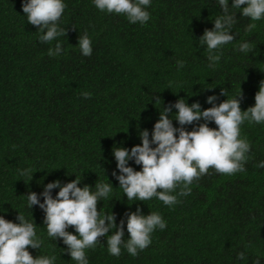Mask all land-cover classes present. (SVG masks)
<instances>
[{
  "label": "trees",
  "instance_id": "trees-1",
  "mask_svg": "<svg viewBox=\"0 0 264 264\" xmlns=\"http://www.w3.org/2000/svg\"><path fill=\"white\" fill-rule=\"evenodd\" d=\"M23 2L0 0V216L20 223L21 213L35 225L43 243L40 249L29 246L33 257L55 256L54 264H77L62 238L48 236L44 211L39 205L29 208L27 195L35 192L43 203L48 183L59 180L63 186L78 176L81 188L89 185L95 191L97 182L112 185L98 210L115 213L117 225L125 221V240L130 238L125 213L137 208L144 215L158 212L167 224L151 234V244L136 257L123 248L119 257L110 255L107 236L101 237L94 249L86 250L88 264H254L257 259L264 264V168L256 167L264 161V123L240 126L241 138L251 144L245 171L225 175L210 168L189 186L191 194L179 196L172 207L156 197L128 201L113 176L120 174L114 146L131 150L142 145L143 130L151 139L160 112L180 98L189 106L199 102L205 110L213 106L207 103L209 96H217L219 104L243 92L242 110L255 105L264 80V18L243 17L229 0V12L237 19L231 29L236 38L222 47L215 67H209L199 38L223 14L217 0H151L145 9L150 19L143 25L102 12L93 0H63L67 7L59 27L67 36L50 44L39 42L41 33L28 23ZM250 23L257 27L247 32ZM85 33L92 41L90 57L78 46ZM242 42L254 51H238ZM56 43L63 52L50 57L48 50ZM178 60L185 62L182 69ZM83 92L92 93L91 98L85 99ZM155 97L160 98L157 104ZM177 111L173 108L169 118ZM204 122L186 125V130ZM173 124L180 127L176 120ZM209 127L217 126L209 122ZM129 166L142 170L134 160ZM26 169H31L32 180L20 174ZM59 190H52L54 198ZM67 231L78 235L74 227Z\"/></svg>",
  "mask_w": 264,
  "mask_h": 264
},
{
  "label": "clouds",
  "instance_id": "clouds-1",
  "mask_svg": "<svg viewBox=\"0 0 264 264\" xmlns=\"http://www.w3.org/2000/svg\"><path fill=\"white\" fill-rule=\"evenodd\" d=\"M217 2L223 14L214 20V28L206 29L199 38V44L206 46L209 67H215L221 59L222 47L236 38L231 34V29L237 19L235 13L229 12V0ZM93 3L102 12L125 15L133 24L143 25L150 19V13L145 9L150 6L151 0H93ZM244 5L247 6L242 7ZM66 7L63 0H24L23 12L28 23L38 27L41 33L40 43L50 44L57 37L67 36L66 29L59 27ZM231 8L242 9V16L252 21L264 18V0H234ZM256 27V23H250L246 31L251 32ZM78 46L84 56L92 55V41L87 33L79 36ZM238 51L249 53L254 49L249 43L242 42ZM62 52V45L56 43L54 48H49L48 55L56 57ZM217 52L220 54H216ZM184 66L183 60L177 61L178 69ZM221 94L228 97L225 89ZM81 95L90 99L92 93L83 92ZM242 98L243 92L242 95L216 104L218 97L209 96L207 103L213 106L205 110L201 109L199 102L189 106L184 98H180L175 104L165 107L163 113L160 112L151 139L149 131L143 130L140 133L142 145H136L131 150L114 146L113 154L120 174L113 172V176L119 181V188L123 189L127 200L145 202L156 197L164 205L172 207L180 202L179 196L191 194L189 186L194 180L208 174L210 168L225 175L245 171L244 165L250 159L248 154L251 144L247 137L241 138L240 126L245 121L264 123V80L260 82L254 106L246 111L242 110ZM155 100L157 104L160 98L155 97ZM173 108L178 110L174 119L169 118ZM173 120L178 121L180 127H175ZM201 120L205 122L198 123L192 131L186 130V125ZM209 122H214L217 127H209ZM132 160L136 165L142 166L141 171L129 166V161ZM256 167L264 168V161ZM30 173L31 169H26L20 174L28 175L32 180L33 175ZM80 183L78 176L63 186L59 180L48 183L42 193L43 203L37 193L30 192L27 195L29 208L39 205L44 211L48 236L54 240L62 238L67 245V252L77 264H88L86 250L94 249L101 237L107 236L110 255L119 257L123 248L136 257L140 251L149 247L152 242L151 234L156 229H166V221L158 212L144 215L142 209L137 208L135 212L125 213L130 236L125 240V221L121 220L117 225L115 213L102 214L98 210V202L109 197L112 185L97 182L93 191L89 185L79 187ZM56 188L60 190L54 198L52 190ZM17 219L20 223L0 216V264H54L55 256L33 257L28 251L29 246L40 249L43 241L37 237L33 223L21 213ZM69 227H74L78 235L67 231ZM112 229L115 231L112 232ZM109 232L112 234L109 235ZM244 258L245 253L240 252L238 259ZM254 264H260V260H255Z\"/></svg>",
  "mask_w": 264,
  "mask_h": 264
}]
</instances>
